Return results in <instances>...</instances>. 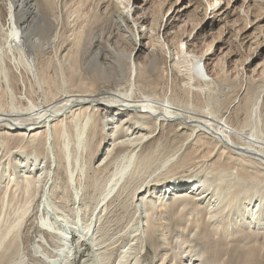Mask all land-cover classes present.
<instances>
[{"label": "bare ground", "instance_id": "bare-ground-1", "mask_svg": "<svg viewBox=\"0 0 264 264\" xmlns=\"http://www.w3.org/2000/svg\"><path fill=\"white\" fill-rule=\"evenodd\" d=\"M3 1L9 31L0 26V194L9 202L26 196L0 233V241H13V247L18 239L10 264H147L151 248L165 250L164 262L171 253L181 264L184 256L189 264H213L208 248L197 253L201 213L216 235L230 228L264 231V196L251 183L241 184L242 175L237 179L224 168L207 173L198 151L190 175L175 177L178 167L186 168L184 151L200 139L215 143L209 159L227 152L264 172L261 96L247 113L254 122L248 131L208 105L198 108L200 91L213 83L205 66L198 69L204 56L156 46L145 6L99 0L82 23L52 4L37 36V1ZM222 1H208L213 18L227 13ZM251 2L264 6V0ZM182 12L170 19L180 20ZM247 20L245 31L252 23ZM171 71L186 73L187 99L160 86ZM12 138L20 141L17 147L10 146ZM126 209L133 217L119 223ZM171 228L182 233L168 235ZM22 233L28 240L36 234L33 244H25Z\"/></svg>", "mask_w": 264, "mask_h": 264}, {"label": "rangeland", "instance_id": "rangeland-1", "mask_svg": "<svg viewBox=\"0 0 264 264\" xmlns=\"http://www.w3.org/2000/svg\"><path fill=\"white\" fill-rule=\"evenodd\" d=\"M36 1L37 2H33V4L38 6L36 7L39 9L40 17L36 23L38 28H36L35 25L33 27L37 29L35 35L38 36L40 33L38 31L40 22L42 23V21L44 20L43 15L45 14L46 7H49L52 4H54L58 13L61 11V7H62L63 10L64 9L66 10L64 12L69 16V18H71L70 19L71 22L74 20H79L80 18L79 21L83 23L86 21L87 19L86 16L89 15L90 10L95 7V4H97L99 0H36ZM121 1L122 3L125 4V6L128 5L129 7L133 6L134 3H136L134 8L136 6H145L147 11L146 15L150 16V17L148 16L149 21L147 26L148 28L153 27L154 29H156L154 31L155 33L148 30V35L149 36L151 35V37H153V41L155 42L154 44L156 46L159 45L158 47L160 48L167 46L166 48H169L172 52H175V50L178 47H181L185 51L187 49L188 51L193 52L199 57L204 56V59L201 61L200 65L198 66V69L204 71V66H205L206 72L209 74V78H207L206 80L209 81L213 80L212 81L213 83L208 88H206L205 91L203 92L200 91V97L198 98L199 104L196 105L198 106V108L205 109L208 105L207 110L209 109L210 111L213 110V113H216V115L220 117L222 120L227 121L230 125H232L235 128L243 129L244 126L245 128L248 127L247 128L248 131L252 128L251 126L254 125V122H249L247 113H249L250 110L255 105L256 103L255 100L257 101L258 100L257 98L261 96V100H260L262 107L261 128L264 129V6H260V4L258 5L257 3L254 4L252 2L247 4L246 0H233L228 8L227 4L229 0H224L221 2L220 7H222L224 13L225 12L227 13L220 17L217 16L213 18L212 16H210V12L212 11V9H210L208 5L212 0H208L210 2L206 0H121ZM248 5H250L249 6L250 11L248 12V16L249 19L251 20L246 19L247 16L246 9H248ZM151 7L152 9H150ZM184 7H188V8L184 10ZM6 9H7L6 4L4 3V1L2 2V0H0V23H1L0 26L4 27L5 29L4 32L9 31V26L6 24ZM175 10L183 11L182 17L180 18V20L172 21L171 14ZM260 15L262 16L260 17ZM246 20L248 22L252 21L253 24L252 23L249 24L248 29H246L245 31L246 23H247ZM168 22L171 23V25L166 27V24ZM182 42L183 44H181ZM209 54H211V56H209ZM207 58L208 60H206ZM185 74L186 73L177 74V72L171 71L167 74L168 75L167 82H165L164 85H160V86L167 85L168 87L170 85L168 87V91L170 90L168 93L169 95H171L173 88H175V92L176 94H178L179 97H182L183 99H187L188 94L185 90H186V83L188 77ZM201 84L204 85L205 83L202 82ZM33 95H35V93H33ZM186 138H188V136L185 137V139ZM9 141L10 139L8 140V142ZM177 141H180L178 143H175L178 146L180 145L181 142H183V140H177ZM198 142L205 144L206 146ZM198 142L194 146L190 145L192 148L188 146L184 151L185 158L183 161L186 164L185 165L186 168L179 165L180 167H178V171L175 174V177L185 176L186 178L187 175H190L188 171H190L191 168H193L190 167L191 165L190 161L196 158V155L198 154L197 152L199 151L198 157L202 156L200 160L202 162L201 164L203 163L205 164V165L203 164L204 166L201 165V167L203 166V168H205V171L207 173L212 172L213 174H215L216 172L223 170L224 168V170L226 172H229V174L232 175L235 174V177L237 179L239 178V175L240 176L242 175L240 177L242 178L241 184L245 186L246 184L249 185L251 183L252 184V185L250 184L251 187L253 186L255 188H258L260 190V193L263 194L264 196L263 166H260L259 164L253 162L248 163L245 160L239 159V157L237 156L235 157V155L231 156L232 154L227 152L221 158L216 157V159L215 158L209 159L211 155L209 150L212 151L215 149V145H214L215 143H213L212 141H208L206 139H200ZM208 142L212 143L213 145ZM9 144L10 146L17 147L18 144H20V141L17 140L16 138H12ZM188 148H190L191 150ZM195 149L197 151H195ZM187 150L190 152H188ZM237 158L239 162L236 164ZM229 160L232 162H230ZM240 161L242 163L244 162L243 164L245 165V167L244 165L242 166V163H240ZM255 179H257V181L259 179L260 180L257 182ZM19 198L21 197L20 196L13 197L11 202H9L6 199L4 200L3 193L0 194V229L2 228V231L0 232L1 234L4 233V230H6V226L8 228V226H10L15 221L16 209L18 207L26 205L25 204L26 196H23L21 199ZM190 208L191 206H189V209ZM120 214L124 216V218L119 219V221L124 220V222L126 223L131 221L134 214V210L126 209L125 212L124 210H122ZM27 215H26L27 217L26 216L24 217L26 220L25 219L21 220L22 222L19 228L22 226H23L22 228H24L25 225L28 223L30 214ZM200 217L202 221L201 226H204L201 232L204 235L202 234L199 240H197L198 243L196 242L198 246V252H197L198 254L199 253L202 254L203 253L202 250L209 249L208 250L209 257L207 258L210 261H212L213 264H264V243H262L264 242V231L262 232L249 231V230H245L244 228H236L234 229L235 230L234 231L232 228H230L229 233H225L226 236L225 237L221 234V232H219L218 235H216L214 231L210 230L208 227H206V225H204L206 224V218H204L205 213L203 214L201 213ZM191 219L193 220L192 223L196 221L194 220V218ZM121 221L119 223H121ZM115 223L117 224L115 225ZM119 223L116 221L113 222L115 228H118L117 226H119ZM182 228L180 229L171 228V230L168 232V235L170 232L174 231V234L179 237V234L182 233V231H180L182 230ZM23 234L24 233L21 234V240L23 241L25 240V244H27L28 241H29L28 243L29 245L33 244L32 240L36 236V234H33L32 236L33 238H30V240L26 239V236L25 235L23 236ZM2 235L4 236V234ZM172 240L173 238L170 239L169 242L171 243ZM179 241L180 239L177 240V242ZM3 242L0 241V264H10L13 261V257L15 255L14 251H16L17 244H19L18 239L16 240L15 247L11 245L13 241L11 242L6 241L4 243ZM204 245H206V247ZM170 247L172 248V252L175 251L176 253L175 256L177 257L178 256L177 253H179V245L175 246L174 244V245H170ZM7 251L8 253L6 254L5 252ZM164 251L165 250H159L157 252V250L155 251L154 248H151L148 251L149 259L147 260V264H181V262L178 263V261L172 259L173 257H171L172 255L171 253L168 257V260H166L165 262L162 261L164 257L163 255H165ZM184 254L188 255V253H184ZM12 255L13 257H11ZM185 257L186 256H184V262L182 264H189L190 263L189 260L186 259L185 261ZM149 261H151V263Z\"/></svg>", "mask_w": 264, "mask_h": 264}]
</instances>
